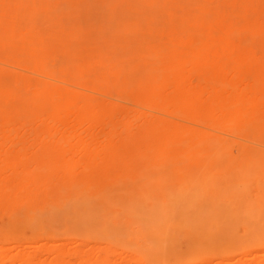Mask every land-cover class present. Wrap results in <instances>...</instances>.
Masks as SVG:
<instances>
[{
  "label": "bare ground",
  "instance_id": "1",
  "mask_svg": "<svg viewBox=\"0 0 264 264\" xmlns=\"http://www.w3.org/2000/svg\"><path fill=\"white\" fill-rule=\"evenodd\" d=\"M55 1L75 23L87 22L96 4L125 5ZM182 1L134 0L125 7L123 28L100 37L124 47L126 61L101 56L68 72L67 65L49 69L0 44V215L8 219L0 264H158L113 250L104 234L72 229L113 194L168 174L183 160L217 156L239 140L256 142L254 134L264 131V0ZM155 12L167 15L163 26ZM53 211L72 220L71 230L53 236L46 219ZM263 247L233 261L230 253L213 262L203 253L187 264H264V256L256 258Z\"/></svg>",
  "mask_w": 264,
  "mask_h": 264
},
{
  "label": "rangeland",
  "instance_id": "2",
  "mask_svg": "<svg viewBox=\"0 0 264 264\" xmlns=\"http://www.w3.org/2000/svg\"><path fill=\"white\" fill-rule=\"evenodd\" d=\"M133 1L123 0L125 5L115 7L96 4L87 22L75 23L64 16L55 0H4L0 2V21L7 24L8 35L0 37V44L18 58L54 70L67 65L68 72L101 56L126 61L125 48L113 46V40L105 41L100 34L107 32L109 37L118 26L123 28L129 17L125 7ZM142 9L156 11L146 6ZM155 13L157 24L163 26L167 15ZM23 29L29 34L22 35ZM92 71L96 76L105 75L97 68ZM121 79L110 78L117 84ZM253 137L256 142L233 138L239 144L233 143L226 152L201 161L183 160L168 174L144 185L137 182L127 193L113 194L105 208L73 232L104 234L113 239V250L158 264H187L203 253L212 262L220 260L213 258L221 253L238 258L264 246V131ZM62 212L53 211L46 217L53 236L71 230L67 223L72 220ZM7 224L8 219L0 215V232ZM256 256L261 260L264 249Z\"/></svg>",
  "mask_w": 264,
  "mask_h": 264
}]
</instances>
